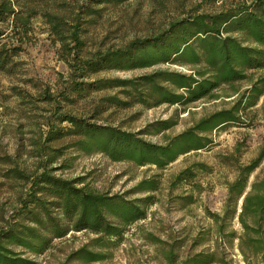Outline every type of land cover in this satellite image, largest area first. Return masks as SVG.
<instances>
[{
    "label": "rangeland",
    "instance_id": "rangeland-1",
    "mask_svg": "<svg viewBox=\"0 0 264 264\" xmlns=\"http://www.w3.org/2000/svg\"><path fill=\"white\" fill-rule=\"evenodd\" d=\"M88 1L34 3L15 0L20 6L32 8L34 15L29 21L27 39L21 45L22 51L13 59V74L0 72V230L11 221L18 200L27 187L12 176L11 170L25 174L34 171L35 159L27 153L30 149L28 140L45 130L43 124L55 114L88 119L99 125L138 133L146 142L164 144L200 118L229 109L251 83L264 78V67L248 70L245 79L221 85L212 91L210 97L184 106L162 104L147 108L132 103L130 96L122 94L118 87L77 95L70 93L63 99L59 91L70 73L67 62L71 63L74 50H67L73 48L74 42L64 40L66 48L63 49L48 21L59 18L58 27L63 36H68L76 26L77 56L86 59L97 52L121 49L132 41L155 36L175 21L231 8L241 0H127L120 3L102 0L100 4L83 9V5L91 4ZM155 70L187 75L196 69L176 64H156L128 71L108 69L91 74L84 81L130 79ZM15 90L22 93L23 101L14 96ZM43 92L50 101H37ZM107 98L112 100L106 101ZM117 102L130 103L122 107ZM238 118L237 125L226 124L210 132V146L179 156L162 170L150 165L139 167L130 162H112L102 154L66 150L54 166L66 160L69 167L55 171V176L64 179L80 177L83 184L94 192L120 194L129 200L151 196L152 202L145 208L144 219L127 226L121 240L113 247L92 248L93 234L69 232L63 238L52 240L42 255L24 253L23 256L35 264H65L70 252L86 246L88 250L108 254L106 259L89 264H168L167 255L171 256V264H180L199 252L213 253L225 264H244L236 250V241L227 245L218 237L214 233L218 224L208 214L220 216L226 185L234 180L239 167L257 158L264 144V86L255 105L241 111ZM164 120L173 125L161 132L142 134L146 125ZM68 140L64 138L50 146L58 147ZM185 169L190 170L193 178L172 185L174 177ZM263 169L264 157L248 176L247 187L256 177H262ZM154 176L159 183L155 192H131L140 180ZM189 199L192 200L190 203ZM225 224L224 231L239 232L235 218Z\"/></svg>",
    "mask_w": 264,
    "mask_h": 264
},
{
    "label": "trees",
    "instance_id": "trees-1",
    "mask_svg": "<svg viewBox=\"0 0 264 264\" xmlns=\"http://www.w3.org/2000/svg\"><path fill=\"white\" fill-rule=\"evenodd\" d=\"M45 3L54 0H27ZM102 0H89L83 5L89 9ZM116 3L127 0H113ZM213 1V0H211ZM82 8V7H81ZM34 10L20 6L15 0H0V72L12 75L14 57L22 51L21 45L30 32V19ZM63 49L64 40L74 42L70 73L65 86L59 91L67 94L120 88L129 95L132 103L150 108L159 105H179L210 97L221 85H228L246 78L248 70L264 67V0H241L233 7L214 14H197L170 23L155 36L135 40L121 49L95 53L90 58L77 56L76 26L68 36L61 34V20L47 22ZM63 43V44H62ZM156 64L192 66V74L155 70L130 79L97 80L85 82L91 74L101 70L128 71L148 68ZM264 78H258L245 89L233 105L197 120L191 127L166 140L153 144L143 140L138 133L121 131L107 125L89 122L66 114H55L43 124L45 130L35 138H29L27 152L35 159V169L30 174L11 170L12 176L27 186L18 200L11 221L0 230V264H35L29 257L42 255L54 239L63 238L69 232L87 231L95 237L92 248H110L120 240L125 228L144 219L145 208L152 202L151 196L126 199L124 195L98 193L83 184L80 177L64 179L55 171L69 167L61 159L68 149L81 154H102L112 162H130L135 166L150 165L164 169L177 157L210 146L208 134L223 125L239 123L238 114L253 107L262 94ZM14 96L23 101V95L15 90ZM37 100V99H35ZM50 101L43 92L37 101ZM107 98L106 101H111ZM31 103V102H30ZM126 107L130 102H117ZM173 123L167 120L146 125L143 135L167 130ZM68 138L58 147L51 143ZM264 157V144L258 156L237 169L234 180L226 185V193L220 216L208 214L218 224L215 234L229 245L236 241V250L244 264H264V169L261 178L256 177L247 187L248 176ZM189 169L179 172L172 185L189 182L193 178ZM156 176L140 180L132 193H152L158 189ZM80 185V186H79ZM192 200L189 199L188 203ZM238 202H240L237 209ZM236 219L239 232L224 231L226 222ZM15 247L20 251L11 250ZM107 253L88 250L86 246L70 252L64 262L89 264L104 260ZM168 264L171 256L167 255ZM180 264H225L213 253H196Z\"/></svg>",
    "mask_w": 264,
    "mask_h": 264
}]
</instances>
